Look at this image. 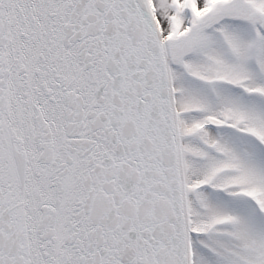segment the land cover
Returning a JSON list of instances; mask_svg holds the SVG:
<instances>
[{"label":"snow or ice","instance_id":"obj_1","mask_svg":"<svg viewBox=\"0 0 264 264\" xmlns=\"http://www.w3.org/2000/svg\"><path fill=\"white\" fill-rule=\"evenodd\" d=\"M0 264H264V0H0Z\"/></svg>","mask_w":264,"mask_h":264}]
</instances>
